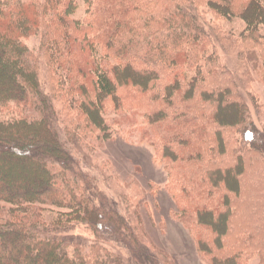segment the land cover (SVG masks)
<instances>
[{"label":"trees","instance_id":"16d2710c","mask_svg":"<svg viewBox=\"0 0 264 264\" xmlns=\"http://www.w3.org/2000/svg\"><path fill=\"white\" fill-rule=\"evenodd\" d=\"M184 2L87 0L88 16L74 20L71 0H0V105L20 110L17 118L0 117V264H126L104 248L107 241H121L131 264H165L138 216L122 214L99 193L95 177L76 170L58 137L109 131L106 104L121 116L118 126L138 127L139 141L171 166V214L198 257L205 264H264V180L260 174L251 186L244 176L258 153L255 142L247 129L238 148L225 138L227 128L242 126L244 106L225 102L235 82L208 53L218 31L205 28L196 0ZM207 2L224 18L239 15L242 42L259 40L260 54L243 49L244 58L264 56V0ZM31 34L42 35L49 94L40 60L23 42ZM27 107L35 115H23ZM53 208L59 214L44 219ZM83 214L93 217L91 245L70 234Z\"/></svg>","mask_w":264,"mask_h":264},{"label":"rangeland","instance_id":"374dc122","mask_svg":"<svg viewBox=\"0 0 264 264\" xmlns=\"http://www.w3.org/2000/svg\"><path fill=\"white\" fill-rule=\"evenodd\" d=\"M71 1L75 7V9L71 8L74 11L71 18L85 20L88 16L87 0ZM189 1L193 0H185L183 6L185 7ZM195 5H197L195 7L197 14L204 22L205 28L218 31L212 34L211 44L208 46L209 55L219 58L227 72L225 73L227 78L235 82L230 86L229 97L225 102L234 100L236 105L244 106L242 126L238 124L230 129L227 128L225 138L231 137L233 140L231 147L238 148L243 140L241 133H244L246 129L251 132L252 136H249L253 137L252 141L255 142L253 148L258 153L253 155V160L250 159L251 167H247L244 176L248 181L251 179L249 185L254 186L253 180H256L260 174L264 180V56L258 55V59L250 60L241 54L243 49L260 54V49L256 46L259 40L253 45L247 39L242 42L240 35L246 25L239 15L231 13V19L224 18L210 9L207 0H196ZM258 31H261L258 38L264 41V28L260 27ZM41 39L42 35L31 34L24 38L23 42L40 60V81L45 92L49 94L51 84H47L46 58L42 51ZM241 56H243L242 60ZM225 70L221 69L222 72ZM196 75L198 77V72ZM236 94L239 99L235 100L232 97ZM52 96L55 109L61 115H65V112L61 111L64 107L61 95L53 92ZM104 108L107 110L104 118L106 124L110 126L109 131L82 133L80 137L73 140L67 139L64 131L58 132V137L65 150L69 151L78 162L76 170L95 177L97 191L118 202L122 214L138 216L145 232V238L152 241L155 254H162L164 259L161 258L162 262L164 261L165 264H205L196 254L190 235L174 220L173 213L171 214L175 211V206L166 189L171 166L167 169L165 162L161 163V155L156 147L139 141L138 127L131 124L118 126L116 121L121 116L114 112L112 105L106 104ZM19 112L20 110L13 108L11 104L0 105V113H2L0 117L5 120L17 118ZM25 114L26 116L35 115L34 108L27 107V110L23 111V115ZM63 119L62 117L61 120ZM254 160L257 161L256 164ZM68 172L69 175L77 178L74 168L70 167ZM251 195H253V189H249L245 198L249 199ZM1 211L5 210L0 209V214L3 213ZM70 212L71 210L66 211L67 214ZM55 214H59L58 209H48L43 218L49 220ZM92 221V216L83 214L82 219L77 221L78 223L74 225L70 234L86 239L91 245L96 239V235L89 227ZM103 246L106 250L120 255L126 264H131L128 248L121 241L103 242ZM252 263L258 264L256 259H253Z\"/></svg>","mask_w":264,"mask_h":264}]
</instances>
